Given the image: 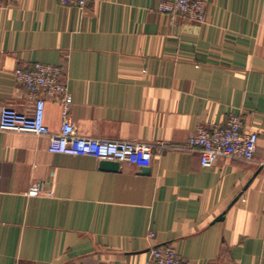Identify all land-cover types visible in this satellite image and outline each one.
<instances>
[{
  "label": "crops",
  "instance_id": "1",
  "mask_svg": "<svg viewBox=\"0 0 264 264\" xmlns=\"http://www.w3.org/2000/svg\"><path fill=\"white\" fill-rule=\"evenodd\" d=\"M162 1L0 8V107L33 105L15 68L59 65L79 136L154 149L148 172L109 169L0 132V264H148L156 245L188 264H264V0H206L203 23L160 13ZM231 113L258 136L253 161L201 167L188 139ZM44 123L59 133L52 99Z\"/></svg>",
  "mask_w": 264,
  "mask_h": 264
},
{
  "label": "built area",
  "instance_id": "2",
  "mask_svg": "<svg viewBox=\"0 0 264 264\" xmlns=\"http://www.w3.org/2000/svg\"><path fill=\"white\" fill-rule=\"evenodd\" d=\"M10 0H0V8ZM61 6L83 8L88 3L99 0H57ZM206 0H163L158 8L160 13L170 17L181 16L197 23L205 20ZM13 76L25 89L33 101L25 113L10 107H0V132L27 133L48 137V151L53 154L89 156L100 161L129 164L139 169L149 168L153 158V147L145 143L111 141L81 137L69 118L71 96L68 87L62 82L63 69L59 65L35 63L30 69L15 68ZM46 99L58 102L62 108V123L59 133L50 134L44 123ZM242 118L229 114L222 126L198 127L188 139V147L196 149L200 165L211 168L220 158L239 159L250 163L254 159L258 136L244 134ZM163 146V145H159ZM159 150L157 149V152ZM40 187L31 188L30 196H38ZM149 233L148 238H152ZM148 264H188L171 245H156L149 248Z\"/></svg>",
  "mask_w": 264,
  "mask_h": 264
},
{
  "label": "water",
  "instance_id": "3",
  "mask_svg": "<svg viewBox=\"0 0 264 264\" xmlns=\"http://www.w3.org/2000/svg\"><path fill=\"white\" fill-rule=\"evenodd\" d=\"M101 166L103 168L115 169L118 167V163L110 161H102ZM143 172H148L149 168H142Z\"/></svg>",
  "mask_w": 264,
  "mask_h": 264
}]
</instances>
